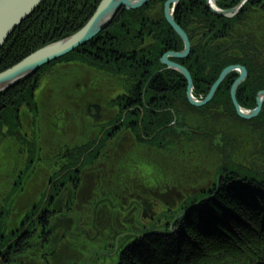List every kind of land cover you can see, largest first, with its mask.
Listing matches in <instances>:
<instances>
[{
    "label": "trees",
    "instance_id": "obj_1",
    "mask_svg": "<svg viewBox=\"0 0 264 264\" xmlns=\"http://www.w3.org/2000/svg\"><path fill=\"white\" fill-rule=\"evenodd\" d=\"M100 2L43 1L1 47L0 73L38 49L79 31ZM240 51L241 56H227V59L236 58L228 62L212 60L209 86L229 64L244 66L248 77L236 90V100L243 109L252 110L256 94L264 90V47L254 48L248 44L242 45ZM109 54L110 26L85 46L41 67L1 93L0 144L24 139L20 121L27 114L33 118V141L38 138L41 105L37 92L43 79L51 77L53 70L60 65L78 64L110 76ZM229 88L226 80L212 100L201 108L188 104L184 87L176 91L163 90L168 105L128 111L115 134H110V127L98 130L99 134L104 132L99 139V149L110 151V147L103 146L113 142L117 152L113 157L111 153L110 163L107 161L110 154H99L100 179L95 189L103 197L109 193L119 201L121 195L133 199L134 205L141 208V213L149 220L143 227L140 224V231L131 232L125 238L116 264H264V104L256 118L240 119L230 102ZM208 90L209 87L194 89L193 96H204ZM115 104L120 121L128 107L123 109L119 102ZM182 111L194 115L195 120L198 117L205 135L217 136L208 145L200 144L191 159L177 150L165 151L168 140H177L173 127L168 124ZM60 116L65 120L59 111ZM122 134L127 136L121 137ZM185 140H189L187 134L182 141H177ZM155 147L159 151H151ZM120 149H125L121 153L130 152L121 156ZM87 158L90 162L91 156ZM122 158L128 159L120 163ZM146 199L160 201L156 212V203ZM92 204L101 217L108 214L107 202L99 200ZM119 209L113 210L110 219L105 216L110 221L107 231L110 233L112 226L114 237L119 234L114 216Z\"/></svg>",
    "mask_w": 264,
    "mask_h": 264
},
{
    "label": "flooded vegetation",
    "instance_id": "obj_2",
    "mask_svg": "<svg viewBox=\"0 0 264 264\" xmlns=\"http://www.w3.org/2000/svg\"><path fill=\"white\" fill-rule=\"evenodd\" d=\"M168 1L171 0H150L134 10L121 8L110 23V77H119L125 86V90H119L110 103L114 102L115 106L119 102L123 109L128 107L119 122L126 118L125 114L130 110L168 105L169 100L163 90L176 91L184 87L186 93V80L162 63L167 53L178 54L185 48L182 38L164 17ZM213 1L219 10H230L241 0L236 4H233L236 0ZM169 9H172L174 23L188 41L189 50L183 58L169 55L167 60L186 69L192 79V91L206 87L210 90L212 60L228 62L236 59H227V56H241L242 45L264 47V0H249L229 17L212 13L206 0H178L176 4H170ZM230 66L246 70L238 63L225 68ZM238 76V72H231L223 82L227 80L231 87ZM247 77L246 70L245 80ZM112 81L110 79V94H113ZM206 95L196 99L202 100ZM229 99L231 102L230 94ZM74 103L78 113L80 103ZM90 105L93 109L88 113ZM98 107L97 103L83 102V117L80 118L86 117V123L79 120L78 125L67 128L72 129L74 134L78 130L76 133L82 135L79 129L94 127L89 136L97 133V125L107 129L108 122L99 125L103 122L102 117L98 115L96 118ZM27 119V127L20 121L24 139L12 141L7 148L0 147V264H67V259L72 256L69 257L64 250L67 243L75 244L68 238L63 241L71 224L66 221L65 215H69L72 209L70 201H74L76 206L73 205V208L77 211L82 198L92 196L100 179L98 156L94 154L86 163L87 167L80 168V161L77 164L76 161L83 157L80 153L85 148L81 145L73 148L63 144L52 148L53 152L42 149L38 132L39 137L33 141V118ZM98 119L100 122L96 123ZM117 119V112L110 108V124ZM63 124L67 123L61 116L58 117L57 125ZM64 129L61 133H65ZM88 150L91 152L93 148L88 147ZM73 247L69 245V249ZM70 261L76 264L77 258L73 257Z\"/></svg>",
    "mask_w": 264,
    "mask_h": 264
},
{
    "label": "rangeland",
    "instance_id": "obj_3",
    "mask_svg": "<svg viewBox=\"0 0 264 264\" xmlns=\"http://www.w3.org/2000/svg\"><path fill=\"white\" fill-rule=\"evenodd\" d=\"M57 68V70H53L51 72V77H46L43 79L44 81L42 82L39 91L37 92V98L39 104L41 105L40 116L38 117V121L40 120L38 133L41 137L40 140L41 146H43L42 149L46 151L51 149V151L53 152L52 148L61 147L63 146V144L66 147L73 148L81 145L80 147H83L85 149L80 153L83 156L81 159H79L81 164L80 168L87 167L86 163L88 161V156H99V154L103 153L110 154L107 156V161L110 163L111 153L113 157L117 151L114 150L115 146L113 145V142L110 143V145L107 144L103 146L110 147V151L99 149V139L102 138L104 132H101V134H99L98 130L103 127L97 125V128L99 127L97 133L95 132L90 136L89 132L91 130H95L94 127L79 129L81 130V132H83L82 135L76 133L78 130L75 132V134L72 133V129H68L67 127L71 126L73 128L75 124H79V120L80 122H84L86 117L80 118L82 116L81 111L83 108V102H86V104L97 103L99 106V110L96 111V118H98L99 115V117H102L101 121H103L102 123H99V125L108 122L106 126L108 125L110 127V134H115V127L120 128L123 120L119 122L117 119L116 121L112 122V124H110V108L114 109V102L110 103V100H114L116 98L119 90H125L124 83L119 77L113 76L112 78L109 75H103V73H101L100 71L96 72L92 68L78 64L72 67H68L67 65H60ZM110 79L113 80V94H110ZM72 96L74 97L72 98ZM90 100L94 101L87 102ZM72 102L80 103L78 113H74L75 103ZM91 106L92 105H90V107L88 108V113H91V111L89 110L93 109V106ZM59 111L64 116L65 122L67 123L63 124V126L57 125ZM116 112L117 114H119L118 111ZM22 114L24 113L22 112ZM122 115L123 113L121 114V116ZM104 116L109 117V119L105 118ZM27 117L30 118L31 116L27 114L24 115L22 119L24 127H27L29 123ZM98 122H100L99 119L96 123ZM84 123H86V121ZM179 124H184L186 126L179 127ZM168 127H173L174 137H176L177 140L182 141L185 134L189 136V140H185L182 143L178 142L174 138L170 141L168 140V146L166 145L167 147L165 148V151L169 152L177 150V152L187 154L188 159L194 158V154L196 153L197 147L200 144L204 143L208 145L209 143H211L212 138L214 140L217 137H209L208 135H205L204 133H206V131L203 130L202 122L198 119V117H196L195 120L194 115L185 113L183 111L181 115H175L173 117V120L170 122V124H168ZM197 127L199 129H197ZM62 129H64L65 133H61ZM52 133H56V135H51ZM125 136H127V134H122L121 137ZM119 141L125 144V141L122 138H119ZM90 144H92L93 146L89 147ZM10 145V141L6 143L2 142L0 144V147L7 148L6 146ZM88 147L89 149L93 148V150L90 152L88 150ZM123 150L125 149H120L118 151L121 156H126L130 152L128 151L126 153H121L123 152ZM151 151L157 152L159 151V148L155 147V149ZM92 153H94L95 155ZM127 159L128 158H122L120 163ZM100 165L103 166L102 164ZM125 165H127V163H125ZM96 184L98 185V183ZM99 193L100 192H98L94 188L92 191V196L82 198V203H80V207L77 206L79 208V210L77 211L73 208V205L76 206V204H74V201H70L69 206H72V209L68 212V214L70 213L69 215H65L66 221H70L71 224L69 225L70 229H68V231L64 234L63 241L68 238L75 245L67 243L66 250L64 251L69 257L72 256L71 258H77L76 264H85L87 261L88 264H116L118 259L119 247L123 242H125V238L131 235V232H134V234H136L138 231H140L141 226L143 227V225H147L149 221L147 220V215L145 213H141L142 209L137 205H134V202L132 201L133 199L129 200L128 198H125L123 195H121L120 197L122 199L121 201H119L116 199V197L110 195L109 193H107L108 195L105 197H103ZM99 200L107 202V207L105 208L106 213H108L105 214L107 219H110V214H113V210H116L117 208L119 209L120 206V212L114 215L118 224L116 232H118L119 234L117 235V237H114V234H111L112 226L110 228V233L109 231H107L108 226L106 225H108L110 221L105 219V216L104 218L101 217L99 215V212H96L98 209L95 210V206H93L92 204ZM140 200L143 201V199ZM149 201H151L152 204L156 203V205H154L156 208L154 212H156L158 210L157 207L160 201L158 199L154 201H152L151 199ZM174 208L175 203L173 201L172 209ZM102 223L103 225H101ZM69 245H72L74 247L69 249ZM70 259H67V264H73Z\"/></svg>",
    "mask_w": 264,
    "mask_h": 264
},
{
    "label": "water",
    "instance_id": "obj_4",
    "mask_svg": "<svg viewBox=\"0 0 264 264\" xmlns=\"http://www.w3.org/2000/svg\"><path fill=\"white\" fill-rule=\"evenodd\" d=\"M45 0H0V49L6 42L10 34L26 19L36 8ZM150 0H101L97 9L87 23L76 33L64 38L60 41L46 45L32 54L28 55L14 66L0 73V94L17 85L20 81L29 78L35 74L42 66L55 61L70 52H73L79 47L85 46L93 40L100 32L105 30L115 17L116 13L124 8L126 10L138 9L147 4ZM249 0H241L238 5L230 10H219L213 0H206L209 9L212 13L229 17L230 14L239 11ZM178 0L166 2L164 8V17L171 28L182 38L185 43V48L181 53H167L162 58V63L168 69L178 73L186 80V100L188 104L195 108H201L207 105L213 98L220 84L225 77L231 72H238V78L230 87V98L236 115L243 120H251L258 116L261 107L264 103V90L258 92L256 97V107L253 110H245L241 108L236 101L235 91L237 87L246 78V70L240 66H230L221 71L216 81L210 87L208 94L204 99H195L192 93V79L190 74L183 67L171 63L167 60V56L175 58H183L187 55L189 44L185 35L181 32L172 18V9H169L170 4H176ZM88 264V261L85 263Z\"/></svg>",
    "mask_w": 264,
    "mask_h": 264
},
{
    "label": "bare ground",
    "instance_id": "obj_5",
    "mask_svg": "<svg viewBox=\"0 0 264 264\" xmlns=\"http://www.w3.org/2000/svg\"><path fill=\"white\" fill-rule=\"evenodd\" d=\"M131 10H133V9H131ZM116 14H117V13H116ZM115 16H116V15H115ZM99 34H101V32H100ZM99 34H98L97 36H99ZM97 36H96V37H97ZM51 62H52V61H51ZM48 64H49V63H48ZM48 64H46V65H48ZM44 66H45V65H44ZM42 67H43V66H42ZM192 88H193V87H192ZM215 93H216V92H215ZM214 95H215V94H214ZM213 97H214V96H213ZM170 229H173V225L170 226Z\"/></svg>",
    "mask_w": 264,
    "mask_h": 264
}]
</instances>
